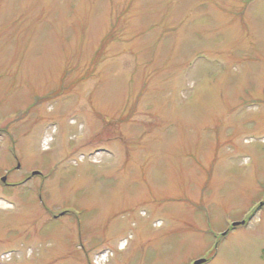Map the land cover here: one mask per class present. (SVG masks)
Wrapping results in <instances>:
<instances>
[{
    "label": "rangeland",
    "instance_id": "374dc122",
    "mask_svg": "<svg viewBox=\"0 0 264 264\" xmlns=\"http://www.w3.org/2000/svg\"><path fill=\"white\" fill-rule=\"evenodd\" d=\"M0 134V264H264V0H0Z\"/></svg>",
    "mask_w": 264,
    "mask_h": 264
},
{
    "label": "flooded vegetation",
    "instance_id": "af4514ba",
    "mask_svg": "<svg viewBox=\"0 0 264 264\" xmlns=\"http://www.w3.org/2000/svg\"><path fill=\"white\" fill-rule=\"evenodd\" d=\"M0 137H2V134H0ZM19 170V169H18ZM14 170H7L6 172H4L3 175L0 176V188H7V187H15V186H19V185H23L26 184L29 180H31L32 178L36 177V176H22V178L19 179L18 182H8V178L11 176L12 173H14ZM6 177V178H5ZM5 179V181H4ZM2 190H0L1 193Z\"/></svg>",
    "mask_w": 264,
    "mask_h": 264
},
{
    "label": "water",
    "instance_id": "95a60500",
    "mask_svg": "<svg viewBox=\"0 0 264 264\" xmlns=\"http://www.w3.org/2000/svg\"><path fill=\"white\" fill-rule=\"evenodd\" d=\"M36 174H38V173H36ZM4 181H5V179H4ZM242 224H244V222ZM204 262H205L204 260H201V261L196 262L195 264H203Z\"/></svg>",
    "mask_w": 264,
    "mask_h": 264
}]
</instances>
